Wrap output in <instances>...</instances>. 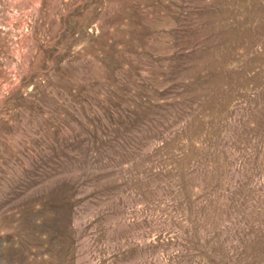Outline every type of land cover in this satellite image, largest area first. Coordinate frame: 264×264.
Listing matches in <instances>:
<instances>
[{
  "label": "rangeland",
  "instance_id": "obj_1",
  "mask_svg": "<svg viewBox=\"0 0 264 264\" xmlns=\"http://www.w3.org/2000/svg\"><path fill=\"white\" fill-rule=\"evenodd\" d=\"M0 264H264V0H0Z\"/></svg>",
  "mask_w": 264,
  "mask_h": 264
}]
</instances>
